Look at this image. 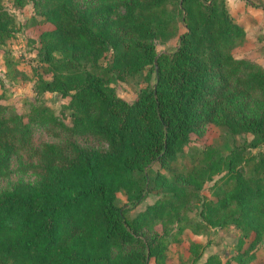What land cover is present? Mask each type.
Wrapping results in <instances>:
<instances>
[{
	"label": "trees",
	"instance_id": "16d2710c",
	"mask_svg": "<svg viewBox=\"0 0 264 264\" xmlns=\"http://www.w3.org/2000/svg\"><path fill=\"white\" fill-rule=\"evenodd\" d=\"M14 2H33L54 27L38 49L51 78L40 75L34 92L70 99L72 127L40 100L25 114L0 105V175H11L13 160L32 149L35 162L19 169L38 177L0 192V264H161L168 244L153 231L161 223L178 225L179 233L233 226L254 235L232 257L251 264L264 242V152H252L264 146V66L234 56L247 32L227 0ZM16 26L0 0V53ZM176 37L175 51L158 53L157 40ZM139 79L146 88L133 102L113 86ZM208 125L222 130L228 151L213 145L187 156L191 135ZM35 126L96 137L107 148L71 141L36 150ZM242 135L253 140L237 145ZM152 188L162 189V198L130 217ZM119 193L128 205H119ZM192 205H201V221L189 218ZM202 264L223 262L215 254Z\"/></svg>",
	"mask_w": 264,
	"mask_h": 264
},
{
	"label": "rangeland",
	"instance_id": "374dc122",
	"mask_svg": "<svg viewBox=\"0 0 264 264\" xmlns=\"http://www.w3.org/2000/svg\"><path fill=\"white\" fill-rule=\"evenodd\" d=\"M5 10L16 19V30L8 40L4 50L0 53V105L25 114L30 111L32 101L40 100L43 104L50 107L54 114L63 121L67 127H72L71 118L66 113V107L70 99L63 98L58 93H45L39 97L35 92V85L39 81L40 75L50 79L51 75L46 72V66L41 64L38 56L40 47V36L44 32L54 29L51 24L44 23L38 14L34 3L29 2L24 8H18L14 0H3ZM230 14L235 21L244 25L247 37L246 42L233 50L234 56L239 60H246L260 66H264V0H230L228 5ZM255 18V22H253ZM181 28V32H184ZM179 38L170 41H156L158 53L173 52L178 47ZM111 55L103 61L107 65ZM119 97L133 102L139 92L146 88V83L142 79L137 82L118 81L113 85ZM9 114V111L7 112ZM222 130L215 125H208L200 133L192 134L185 154L190 156L204 150L208 146H220L224 151L228 148L221 140ZM253 140L252 135H242L237 137V145H242L246 141ZM74 141L82 147H94L106 149L107 144L98 138L72 137L67 130L53 126H35L32 137L31 147L41 150L45 144H55L62 146L66 142ZM233 147V144L230 143ZM253 153L264 152V146L252 150ZM32 149H25L20 153L21 159H14L12 162V174L9 176L0 175V192L11 189L18 182L35 183L38 177L33 172H22L21 162L30 164L35 162V155ZM184 162L185 159L181 158ZM160 168L154 166L155 170ZM205 185L202 194L211 197L214 183L220 179ZM162 189H151L147 197L129 212L130 217H135L145 211L148 206L155 204L162 198ZM120 206L128 205L127 197L124 193L118 194ZM201 205H192L188 210L190 219L201 221L199 215ZM167 224H158L153 231L160 237H164L168 244L166 252L167 258L161 264H202L211 255H219L223 264H236L233 256L243 247L247 250L254 240V235L244 237L243 233L233 226L227 228H210L206 234H196L190 229H185L182 233L178 231V225L169 228ZM169 234V235H168ZM166 235V236H165ZM244 245H241L243 244ZM193 246L201 254H195ZM129 248H127L128 250ZM255 260L251 264H264V242H261L252 251ZM149 264H157L154 258L150 259Z\"/></svg>",
	"mask_w": 264,
	"mask_h": 264
},
{
	"label": "crops",
	"instance_id": "0c3cea01",
	"mask_svg": "<svg viewBox=\"0 0 264 264\" xmlns=\"http://www.w3.org/2000/svg\"><path fill=\"white\" fill-rule=\"evenodd\" d=\"M227 3H228V5H229V3H230V0H227ZM255 18H253V22H255V20H254ZM239 22V21H238Z\"/></svg>",
	"mask_w": 264,
	"mask_h": 264
}]
</instances>
